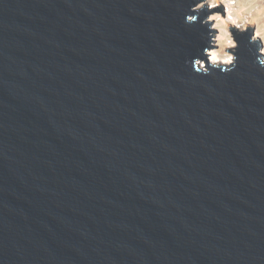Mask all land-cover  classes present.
Returning <instances> with one entry per match:
<instances>
[{
    "label": "water",
    "instance_id": "95a60500",
    "mask_svg": "<svg viewBox=\"0 0 264 264\" xmlns=\"http://www.w3.org/2000/svg\"><path fill=\"white\" fill-rule=\"evenodd\" d=\"M194 2L0 0V264H264V69L195 74Z\"/></svg>",
    "mask_w": 264,
    "mask_h": 264
},
{
    "label": "clouds",
    "instance_id": "9594fccd",
    "mask_svg": "<svg viewBox=\"0 0 264 264\" xmlns=\"http://www.w3.org/2000/svg\"><path fill=\"white\" fill-rule=\"evenodd\" d=\"M221 5L223 13L213 11ZM189 13L192 14H185L184 23L196 22L198 16L194 13H203L199 24L206 30L202 36L204 47L191 60L185 61L195 74L210 76L219 72L223 75L236 70L239 43L234 38L233 29L250 32L249 44L255 45L252 63L258 70L264 69V26L255 30L249 28V25L258 23V18H264V0H195Z\"/></svg>",
    "mask_w": 264,
    "mask_h": 264
},
{
    "label": "bare ground",
    "instance_id": "6f19581e",
    "mask_svg": "<svg viewBox=\"0 0 264 264\" xmlns=\"http://www.w3.org/2000/svg\"><path fill=\"white\" fill-rule=\"evenodd\" d=\"M223 5L220 6L219 9H213V11H219V10H222L223 11ZM237 7H240V5H237ZM251 5H249V11H251ZM223 13V12H222ZM259 26H264V18H258V23L256 24H251L249 25V28L252 29V30H255L257 27ZM235 29H233L234 31ZM240 31V30H239ZM240 32H243V31H240ZM245 33V32H244Z\"/></svg>",
    "mask_w": 264,
    "mask_h": 264
},
{
    "label": "rangeland",
    "instance_id": "374dc122",
    "mask_svg": "<svg viewBox=\"0 0 264 264\" xmlns=\"http://www.w3.org/2000/svg\"><path fill=\"white\" fill-rule=\"evenodd\" d=\"M223 7V6H222Z\"/></svg>",
    "mask_w": 264,
    "mask_h": 264
}]
</instances>
